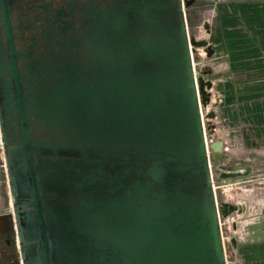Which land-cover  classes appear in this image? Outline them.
Returning a JSON list of instances; mask_svg holds the SVG:
<instances>
[{"label":"flooded vegetation","instance_id":"flooded-vegetation-1","mask_svg":"<svg viewBox=\"0 0 264 264\" xmlns=\"http://www.w3.org/2000/svg\"><path fill=\"white\" fill-rule=\"evenodd\" d=\"M193 3L0 0V136L24 264L42 261L37 216L51 264H126L116 233L158 229L166 207L194 206L215 184L192 86Z\"/></svg>","mask_w":264,"mask_h":264},{"label":"rangeland","instance_id":"rangeland-1","mask_svg":"<svg viewBox=\"0 0 264 264\" xmlns=\"http://www.w3.org/2000/svg\"><path fill=\"white\" fill-rule=\"evenodd\" d=\"M188 11L191 35L197 40H207L214 51L207 57L202 48L197 49L194 63L196 82L201 80L208 95L201 106L207 148L210 153L211 143H221L220 164L225 168L250 166L249 179L237 178L222 185L217 169L213 171L215 185L218 184L215 187L218 204L231 205L224 209L227 216H220L225 263L248 264L240 253L247 225L259 227V243L264 245V148L257 147L255 141L246 146L243 132L247 125L240 122V116L243 102L264 95V89L253 88L254 83L264 85V0H194ZM238 205L243 206L244 214L235 218L233 231L231 223ZM232 236L236 238L235 247L230 243ZM258 261L264 264V249L260 250ZM0 264H22L1 136Z\"/></svg>","mask_w":264,"mask_h":264},{"label":"water","instance_id":"water-1","mask_svg":"<svg viewBox=\"0 0 264 264\" xmlns=\"http://www.w3.org/2000/svg\"><path fill=\"white\" fill-rule=\"evenodd\" d=\"M189 45L191 46L190 50L192 53H195L197 52V49L202 48V50L206 53V56L211 57L214 52L207 40H197L193 35L190 37ZM191 75L194 96L197 104L198 122H200V129H203L201 106L205 105L208 95L203 89L201 80L199 79L196 82V80L193 79V73H191ZM215 145L218 147L217 149L214 148ZM209 147L211 152L207 153L209 150L206 148L205 140H202L204 157L206 158L209 155L213 160L212 164L218 171V176L221 179V185L225 184L226 181L234 182L237 178L241 180L249 179L250 166L234 165L225 168L220 164L222 158V155L220 154V142H213L209 145ZM123 161L124 160L122 158L119 159V162ZM205 163L206 172H208L207 159ZM8 179L10 183V178ZM8 185L9 193L11 195L10 202L15 218L16 240L18 241L19 246H21V232L18 224L17 207L14 205L13 200L14 191L12 186L10 184ZM122 187L123 185H121L118 191L112 193L114 195L113 197L121 201L126 200L132 193L130 190L121 191ZM213 187H218V184L213 185L208 176L206 180V190L198 204L194 206L182 205L180 207L168 206L164 209V214L161 216H151L152 220L155 218L157 219L156 221L158 222L155 223L153 220V224L157 225L158 229L152 228L148 231L140 225L135 230L126 233H116V242L123 248L121 250L124 252L121 253V260H123L126 264H147L145 258L148 256L150 251V249L147 248V243L149 241H154L155 243L151 251H153V249L155 250V264H226L219 219L220 216H227V214L224 213V209L226 206L231 205L226 202L218 204ZM101 192L104 194H110L108 190L102 191L100 189L99 193ZM35 204H37V200H35ZM38 209L39 208L36 210ZM243 212L244 208L242 209L239 205L236 210L237 215L233 218L231 223V229L233 231L236 230L235 218L243 214ZM163 217H167V222L165 221L164 223H159V220ZM36 221L39 226L42 261H36L33 264H51L49 246L47 245L44 235L43 221L39 216H37ZM110 236L112 235L110 234ZM64 239L65 238L63 237L62 242L68 244ZM230 243L233 247H235L236 238L234 236L230 237ZM20 257L22 264H24L23 251L20 252ZM181 257L185 258L180 259Z\"/></svg>","mask_w":264,"mask_h":264},{"label":"crops","instance_id":"crops-1","mask_svg":"<svg viewBox=\"0 0 264 264\" xmlns=\"http://www.w3.org/2000/svg\"><path fill=\"white\" fill-rule=\"evenodd\" d=\"M254 84V86L252 85L253 88L264 89L263 83ZM243 103L244 109H242L240 122L247 125L245 131L243 132L244 138L246 139V146L248 145V142L253 143L255 141V143H257V147L264 148V95L257 96L252 98L250 101L247 100ZM253 104L255 105L254 109L251 108V105ZM258 230L259 227L257 226L247 225L246 231L241 238L240 253L243 260H245L248 264H259L258 259L260 256V250L264 249V245L261 246L259 243L257 234Z\"/></svg>","mask_w":264,"mask_h":264},{"label":"bare ground","instance_id":"bare-ground-1","mask_svg":"<svg viewBox=\"0 0 264 264\" xmlns=\"http://www.w3.org/2000/svg\"><path fill=\"white\" fill-rule=\"evenodd\" d=\"M214 148L217 149L218 147L215 145ZM238 206H239V205H238ZM240 207H242V209H243V206H242V205H240ZM234 212L236 213V210H235ZM236 214H237V213H236Z\"/></svg>","mask_w":264,"mask_h":264},{"label":"built area","instance_id":"built-area-1","mask_svg":"<svg viewBox=\"0 0 264 264\" xmlns=\"http://www.w3.org/2000/svg\"><path fill=\"white\" fill-rule=\"evenodd\" d=\"M206 143V142H205ZM206 148H207V144H206ZM208 150V149H207ZM207 153H209V151H207Z\"/></svg>","mask_w":264,"mask_h":264}]
</instances>
